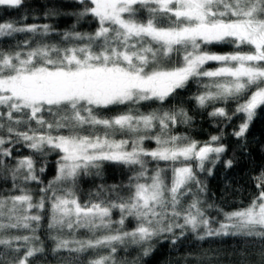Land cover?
<instances>
[{
	"label": "snow or ice",
	"instance_id": "obj_1",
	"mask_svg": "<svg viewBox=\"0 0 264 264\" xmlns=\"http://www.w3.org/2000/svg\"><path fill=\"white\" fill-rule=\"evenodd\" d=\"M69 2L74 11L51 0L43 12L47 20L73 17L64 30L27 24V15L0 22V181H11L0 187V264L60 253L64 264H140L153 242L178 248L193 236L235 238L232 264H264V166L250 175L258 194L231 210L207 201L200 176L220 163L234 167L223 129L235 118L231 135L250 156L246 134L264 109V0ZM89 20L93 31L77 30ZM220 44L233 51L208 50ZM190 82L197 91L189 100L219 121L207 140L174 131L191 127L189 109L163 106ZM145 102L160 107L141 110ZM53 154L55 175L45 182ZM106 166L117 182L107 183ZM89 180L94 187L83 191ZM130 248L140 255L119 258ZM175 264L220 260L202 252Z\"/></svg>",
	"mask_w": 264,
	"mask_h": 264
},
{
	"label": "trees",
	"instance_id": "obj_2",
	"mask_svg": "<svg viewBox=\"0 0 264 264\" xmlns=\"http://www.w3.org/2000/svg\"><path fill=\"white\" fill-rule=\"evenodd\" d=\"M50 2L51 0H25L26 6L18 9L0 6V22L19 20L22 16L27 15L28 19L25 21L27 24L52 23L58 30L70 28L75 23V19L71 16H60L54 20H47L43 17L45 5L50 4ZM61 2L65 4V11L75 10L69 0H61ZM33 17H36V19H33ZM95 27V22L89 20L88 22H82L77 25V30L91 32ZM22 38L23 34H20L17 37V39ZM208 50L223 53L233 51V47L227 44L211 45ZM244 50L248 49L245 47ZM216 66L217 64L215 62H209V64L206 65L208 68H215ZM196 91L197 85L190 82L185 90L179 91L175 98H171L163 106L167 108L172 105H183L189 109L190 114L195 117L191 127L178 125L174 131L177 133H188L198 140H207L209 134H217L220 131V128L216 126L219 121L211 120L206 115V112L211 109L197 110L194 102L189 100V97ZM140 107L141 110L147 111L149 107H160V104L145 102L141 104ZM233 107L234 104L229 103V110ZM118 110L120 109H115L114 111ZM240 122L241 119L235 118L232 121L231 126L223 129L225 132L224 143L229 146V151L225 154L224 158H232L233 155H235L237 161L234 164V167L231 169H225L223 163H220L217 164L213 175L208 176L206 173L200 174L201 178L207 183V201L209 203L218 204L226 210L247 205L258 194V189L254 186L252 179H250V175L255 176L259 167L264 166V109L258 110L257 116L253 120L249 131L246 134L247 152L250 153V156L241 153L239 149V144L241 142L231 135L233 128H235ZM145 146L148 148L155 147V142L146 141ZM21 154L27 155L28 153L22 149ZM55 160V154L51 155L48 159L49 168L43 177L45 182L55 175ZM151 166L152 165H150V167ZM116 175L117 174L113 168L106 166L105 178L107 183L110 184L117 182ZM101 182L103 181L99 179L95 181L97 184ZM10 186V180L7 183L0 181V187L5 191L8 190ZM31 187L37 188L38 186L33 184ZM81 187L83 191H87L92 189L94 185L89 180L87 182H82ZM209 215L212 216L215 215V213L210 210ZM113 218H118V213H114ZM41 235L43 236V233H41ZM153 243L155 244L156 250L147 257H140V264H175L177 260H180L188 254L199 256L202 252H207L209 257L215 256L220 260V264H232V256L234 253L231 250L240 246L239 240L228 237L198 241L195 236H193L178 248H173L171 244L167 243ZM46 246H50V242L46 241ZM64 255L65 253H60L58 255L46 254L45 258L40 261V264L64 263ZM139 255V250L130 248L127 252L121 251L119 253V258L132 261ZM223 257L228 258L222 259Z\"/></svg>",
	"mask_w": 264,
	"mask_h": 264
},
{
	"label": "water",
	"instance_id": "obj_3",
	"mask_svg": "<svg viewBox=\"0 0 264 264\" xmlns=\"http://www.w3.org/2000/svg\"><path fill=\"white\" fill-rule=\"evenodd\" d=\"M42 264H64V263H42Z\"/></svg>",
	"mask_w": 264,
	"mask_h": 264
}]
</instances>
